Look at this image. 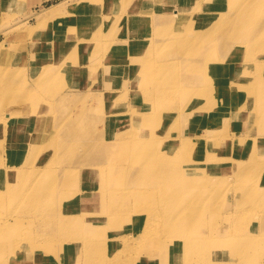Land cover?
Masks as SVG:
<instances>
[{
	"label": "rangeland",
	"instance_id": "1",
	"mask_svg": "<svg viewBox=\"0 0 264 264\" xmlns=\"http://www.w3.org/2000/svg\"><path fill=\"white\" fill-rule=\"evenodd\" d=\"M245 17L247 24H237ZM61 32H71L73 39L53 59L50 37ZM254 33L264 39V0H0V264H168L173 259L264 264V102H256L264 100V87L255 83L260 77L264 86V46L258 47L264 42H225ZM124 42L129 49L118 51ZM151 46L153 54L143 55ZM129 50L137 51L139 62L128 63L137 71L142 56L154 66L169 62L173 70L165 76L184 94L192 85L190 68L212 59L204 80L196 74L210 87L196 92L211 91L213 107L204 103L188 119L181 106L184 94L163 98L159 90L138 84L134 73L122 71L125 67H108L109 57L111 65H120L115 68L126 65ZM100 92H107L103 101ZM135 99L144 106L139 114L153 112L148 127L133 133L128 123ZM203 99L206 95L197 103ZM113 104L121 111H108ZM257 108L256 118L249 119ZM111 118L120 120L113 130H127V143L117 151L108 138ZM183 136L189 151L182 165L199 172L191 186L176 183L175 168L160 169L149 156L176 162L172 140ZM132 141L148 144L140 150ZM206 142V148L216 142L208 163L200 157ZM210 163L218 169L211 172ZM112 164L125 169L122 181H135L118 186L125 189L116 200L122 224H114L115 207L109 203L115 190L79 206L75 196L64 212L89 215H63L59 198L68 189L63 182L72 176L81 194L97 193L99 179L118 177ZM146 171H159L154 178L167 187L157 182L143 191ZM142 209L149 213L141 214ZM187 219L193 229L182 226ZM84 220L93 230L86 235ZM199 237L212 240L211 249L178 246L203 240ZM219 239L224 241L215 249ZM162 245L167 248L160 256L149 257Z\"/></svg>",
	"mask_w": 264,
	"mask_h": 264
},
{
	"label": "bare ground",
	"instance_id": "2",
	"mask_svg": "<svg viewBox=\"0 0 264 264\" xmlns=\"http://www.w3.org/2000/svg\"><path fill=\"white\" fill-rule=\"evenodd\" d=\"M13 2V1H12ZM54 5L50 6V7H53ZM176 15V14H175ZM178 18H176V16L174 17V21L177 22ZM247 17H245L244 19H242L239 23L237 24H244V23H248L247 22ZM258 33H254L251 35V38L250 36L249 37H244V36H241V35H236V36H230L227 38V40L225 41L226 44H227V41H231L230 43H232L231 46H235V45H245V44H255L257 42L259 43H262L264 42V39L260 36H256ZM73 39L72 35H71V32H61V33H56L54 35H52L50 37V41H53L52 43H55L54 44V47H53V59L55 58H58L60 56V53H61V50H63V48H65L67 45L65 44V42H68L69 40ZM142 40V39H141ZM225 44V43H224ZM228 45V44H227ZM72 46V45H70ZM252 46V45H251ZM261 46H264V44H258V47H261ZM52 48V47H51ZM62 48V49H61ZM131 48V47H130ZM143 48L140 49V51L138 52V56L141 55V53H143ZM116 49L118 51L120 50H128L129 49V45H127V42L120 46H117ZM115 50V51H117ZM134 50V49H133ZM264 51V50H263ZM72 52V51H71ZM70 52V53H71ZM127 52V51H126ZM154 52V46H151V47H148L147 50L144 51L143 55L146 54V53H152L153 54ZM119 53V52H118ZM129 53V55H131L128 59V62L126 65H124L123 67H119V68H115L117 66H120V65H111V60H110V57H109V66L108 67H113L112 70H117V69H122L124 68V70L122 71H129V72H132L134 73L135 75H133V79L136 77V82L142 86H145L147 89H151L153 93H155L157 90H159V92H161L162 94H159L161 97L165 98L167 95L168 96H171V97H177L179 99H181V97L183 96L184 92L180 89H178V86L173 84L171 82V80L169 78H167L165 75L166 73H170L172 72L173 68L172 67H169V65L171 64H168L169 62H159L157 63V65H152L151 64V58L149 59H145L143 58L142 56V59L140 61V67H139V70L137 71V69H133L132 67L128 66V63H132V64H137L139 61H138V58L139 57H136L134 55L137 54V51H136V54L130 52V50L127 52ZM117 52H114V55H116ZM113 55V54H112ZM127 55V54H126ZM117 56V55H116ZM212 60V59H206L203 61V65L201 66H198V65H194L192 68H190L191 70V75H190V79L192 80V85H189V86H186V93L184 94V98L182 99V101H184L182 103L181 106L182 107V111L186 113V116H188L187 118L190 119L192 118V115L190 114L192 111H195L197 110V107L200 108V105L202 104H209V107H213L212 105V102H211V99H212V95L213 93L210 91L208 92H196L197 89L199 88H209L210 87V84H201V80H204V78L207 76V71H209V68H208V63L209 61ZM64 61V57L62 55L61 57V60L60 62ZM209 67H211L209 65ZM82 68H80L81 70ZM215 71V69H212L210 72H213ZM117 72V71H116ZM126 74V73H125ZM196 74L200 75L201 76V80H196ZM132 75V74H131ZM55 76L57 77H61L60 75H58L57 73L55 74ZM51 77V76H50ZM260 77H258V81L255 80V83L257 84L256 86L257 87H260V88H263L264 86H261V84L263 83L262 80H260ZM154 80V81H152ZM233 86L237 87L238 84L235 82L232 84ZM184 88V87H183ZM99 91V90H98ZM197 93V94H196ZM104 95H107V92H100L99 93V96H98V100L100 99L101 101H103L102 99H104ZM206 95V99H203L202 101H200L199 103H197V100L200 99L202 96H205ZM105 100V99H104ZM256 102L259 106V104L261 102H264V100L262 99H256ZM135 103H136V106L134 108V111H132V117L128 123V128L129 129H133L135 130L133 133L141 130L142 128L144 127H148V124L150 123L151 121V118L150 116H148L149 113H152L153 110H150L149 112L147 113H138L139 111L138 110H144V106L142 105V103L138 100L136 101L135 99ZM189 106H192V108L190 109ZM214 106H215V103H214ZM221 106V104H220ZM108 107V111H111V110H114V109H120L119 106H115L113 104L112 105H109L107 106ZM137 109V111H136ZM179 109V108H178ZM148 110V109H147ZM169 110H171L169 108ZM105 111V109H104ZM121 111V109H120ZM258 111V108L255 109V111H252L250 113V116H249V119H251L250 117H252L253 119L256 118V113ZM196 113V112H195ZM195 113L193 114V118L195 117ZM7 115V119L10 118V116L8 114ZM165 115V113H164ZM165 117V116H164ZM183 119V121L185 120H188V119ZM111 121H109V124L107 125V128L109 129V134L108 135V138L111 140V142L113 143V145H115L117 147L116 151L120 149V147L127 143L126 139H123V136L124 134L126 133L127 130L124 131V129H119L118 131H115L111 128L112 125H115L117 124L120 120L119 119H116V118H111L110 119ZM110 127V128H109ZM148 132H146V134L150 135L152 134L151 131L147 130ZM232 141H237V140H232ZM232 141L230 140V142L232 143ZM173 143H176L177 146H178V150H177V155L175 156V160H177L176 162H173L169 164V162H160L158 160V158L155 156V154H149V156L152 158V160L154 158L157 159L156 162H154V164H156L157 166H159L160 169L162 168H175V179H176V183L178 184H186V186H191L193 185V183L195 184L196 183V180L198 178L197 175L199 174L198 171L194 170V171H187L182 165L183 162L185 161V157L187 156V151H189V147L186 143L189 142L188 140V137L186 136H183V137H178V139H173L172 140ZM134 144L135 146H139V149L140 150H143V147L142 145L146 144V142L143 143V141H135V142H130V144ZM156 143H159V142H156ZM109 144V142H108ZM128 144L125 148L126 151L129 150V145ZM142 144V145H141ZM148 144V143H147ZM146 144V145H147ZM166 144V143H165ZM206 144H203L202 143V152L200 153V157L202 159H207L205 162L208 163V162H211V158H212V152H214L215 150V144L216 142H212L211 144L208 145V147L206 148ZM240 144L237 146V148H239ZM135 148V147H134ZM221 150L223 152H227L226 150V147L222 146L221 147ZM167 151H170L169 148L166 149V151H163L162 153L164 154H168ZM199 154V153H198ZM218 154L220 153H216L214 154L215 157H219ZM108 158H110V155H108ZM225 158V156H224ZM95 160H98V158H95ZM95 160H91L93 163L96 164ZM211 172H214L215 170H217L218 168L214 169L212 167H218V163H210L209 165H207ZM112 167L114 169H116V171H114V174H116L118 177H114V178H111V180H108V179H99L97 181V193L92 191V192H87L85 194H81L80 193V184L77 183V181L75 180L74 177H69L67 178L64 182H63V187L65 188H68V189H65L67 192L65 194H62L60 196V209H62V212H63V215H65L66 217H76V216H87L89 214H80V215H68L67 212H64L67 210L66 208V205L68 203V201L72 198H74L76 196V206H79L82 202L83 204H92L94 203L93 201H95L96 197L98 196V194L100 193L101 195L104 193V192H107L109 190H115V191H118L117 195L114 196L112 195L111 196V200L109 201L110 204H112L115 208L113 209L114 213H115V217L117 218L118 217V210H117V206H116V200L117 198H121L120 195H121V192H123V190L125 189H122V188H119L118 186L121 185L122 183H124L125 185L127 184H132V185H135V181H134V178L132 177H128L127 179H123L122 181V178L120 177L121 175V171L123 172V175H124V171L125 169L115 165V164H112ZM46 171V170H44ZM94 172H96L95 174L98 175L99 174V170L97 168V165H96V169L94 170ZM49 173V169L41 176V178L45 177L47 174ZM119 173V174H118ZM141 175L146 183V188L143 189V191L145 190H150L149 188L147 187H152L154 183H159V186H163V187H167L166 184L164 183H161L159 181H157L156 176L160 175V172L159 171H154V172H141ZM40 178V179H41ZM83 180H87L88 184H90V179H86L85 175H84V178ZM87 183H84L82 185V190H86L88 189L89 187L86 185ZM76 186V188H73V186ZM6 186H9L8 184ZM137 187H142V186H137ZM133 190V191H132ZM101 191V192H100ZM130 191H132L130 193V195H134L135 194V189L131 188ZM158 191H160V189L158 188ZM161 191H166V190H161ZM95 197V198H94ZM135 198V197H134ZM91 201V202H90ZM85 202V203H84ZM158 202H156L155 205H157ZM101 209V207H100ZM149 212L145 209H142L141 210V214H148ZM188 215H193L192 213L191 214H188ZM64 218V217H63ZM148 218V216L146 217ZM83 222V221H82ZM85 224H84V235H86L87 233H91L93 232V230L91 229V224H90V220H84ZM199 223H202V221H197ZM114 224H118V225H121L122 222L120 220H118L117 218V222H115ZM192 224V228L194 227L193 223L191 222L190 219H187V220H184L183 223H182V226L188 228L190 225ZM193 237H195L193 235ZM89 238V237H88ZM172 238V236L170 237ZM169 238V239H170ZM197 239H203V240H197V241H193V243H187V242H180V244L178 245V243H176L179 247H183V245H186L188 244L190 247L192 248H197V249H203V250H209L211 249V245H212V240H206V238L204 237H199ZM85 239H82L81 241H84ZM217 242H214V243H217L214 248L215 249H218L220 245H222L223 243V239H219V240H216ZM167 247L165 245H162L160 246L158 249L155 250H152V254L149 253V257H151V255H155V256H160V253H162L163 251H165ZM209 262H211L212 260H208ZM182 261H179L178 259H173L172 261L170 260V262L168 264H181Z\"/></svg>",
	"mask_w": 264,
	"mask_h": 264
}]
</instances>
